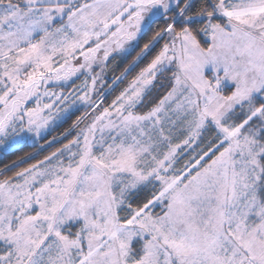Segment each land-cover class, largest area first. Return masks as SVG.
Segmentation results:
<instances>
[{"label": "snow or ice", "instance_id": "1", "mask_svg": "<svg viewBox=\"0 0 264 264\" xmlns=\"http://www.w3.org/2000/svg\"><path fill=\"white\" fill-rule=\"evenodd\" d=\"M77 104L75 136L37 159ZM17 144L0 264H264V0H0Z\"/></svg>", "mask_w": 264, "mask_h": 264}, {"label": "trees", "instance_id": "2", "mask_svg": "<svg viewBox=\"0 0 264 264\" xmlns=\"http://www.w3.org/2000/svg\"><path fill=\"white\" fill-rule=\"evenodd\" d=\"M135 53H133L134 55ZM128 59H131V57H128ZM127 60L116 58L115 60H112L109 62V68H108V78L107 80L110 82L115 76L120 75V72L123 70L125 65L127 64ZM139 69L137 68L136 71ZM135 73H132L129 75V80L131 79V75H134ZM128 81L125 80L122 84H118L116 86V89L111 94H107L105 96L104 100V106H107L111 103V100L114 99L115 95L119 94V91H121L126 85ZM85 112V109H78L70 112L55 128H53L51 131L47 132L45 135L46 140H52V138L55 136L57 137V140L53 142L51 145L44 144V141L41 140L40 143L44 144V149L40 153L37 159H42L44 155L49 154L51 151H54L56 148L61 147L62 144L67 143L68 140L72 139L73 136H75V131L71 133V135H68L67 137H63L60 134L64 132L66 128H69L72 121L75 120V118ZM30 144V143H29ZM29 144H20L18 147H15L8 151H3L0 153V168H3L5 164L10 165L13 160H15L18 156H22L25 152H31L33 149L29 146ZM29 163H34L35 160L28 161ZM23 166H27V164H24ZM8 175L11 174V171L7 173ZM2 178V176H0Z\"/></svg>", "mask_w": 264, "mask_h": 264}, {"label": "rangeland", "instance_id": "3", "mask_svg": "<svg viewBox=\"0 0 264 264\" xmlns=\"http://www.w3.org/2000/svg\"><path fill=\"white\" fill-rule=\"evenodd\" d=\"M98 70V69H97ZM108 78V71L106 72V79ZM84 80V77L81 76L79 79H76L75 80V84L76 85H80ZM127 86V85H126ZM125 86V87H126ZM72 87V84H68L66 86V89H65V94H67V88H71ZM95 98V97H94ZM29 106H34V102L32 104H30ZM78 109H85L84 106L80 105V104H77L75 105L74 107L70 108L68 112H64L62 113L56 120L54 123L50 124V130L51 131L53 128H55L70 112L74 111V110H78ZM86 110V109H85ZM47 131V132H49ZM76 134V132H75ZM30 143V142H29ZM20 144H17L15 146H9V145H4V146H0V153L3 152V151H8V150H11L15 147H18Z\"/></svg>", "mask_w": 264, "mask_h": 264}]
</instances>
